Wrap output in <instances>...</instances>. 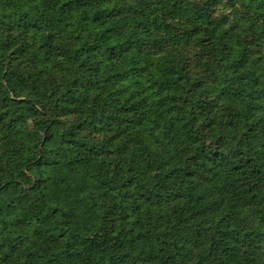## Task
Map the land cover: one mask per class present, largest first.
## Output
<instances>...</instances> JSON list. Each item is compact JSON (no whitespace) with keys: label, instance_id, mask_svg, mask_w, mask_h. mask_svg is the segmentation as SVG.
Listing matches in <instances>:
<instances>
[{"label":"trees","instance_id":"obj_1","mask_svg":"<svg viewBox=\"0 0 264 264\" xmlns=\"http://www.w3.org/2000/svg\"><path fill=\"white\" fill-rule=\"evenodd\" d=\"M0 264H264V0H0Z\"/></svg>","mask_w":264,"mask_h":264},{"label":"rangeland","instance_id":"obj_2","mask_svg":"<svg viewBox=\"0 0 264 264\" xmlns=\"http://www.w3.org/2000/svg\"><path fill=\"white\" fill-rule=\"evenodd\" d=\"M219 12L224 13V12H225V7H224V6H221V7L219 8Z\"/></svg>","mask_w":264,"mask_h":264}]
</instances>
